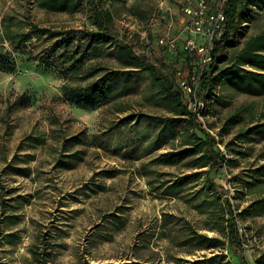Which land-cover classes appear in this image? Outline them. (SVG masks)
Here are the masks:
<instances>
[{
    "label": "rangeland",
    "instance_id": "rangeland-1",
    "mask_svg": "<svg viewBox=\"0 0 264 264\" xmlns=\"http://www.w3.org/2000/svg\"><path fill=\"white\" fill-rule=\"evenodd\" d=\"M208 1L216 9L223 0ZM183 3L116 0V32L146 60L172 67V59L192 37L185 29L189 18L181 10ZM130 7L135 11H128ZM85 22L81 12L52 13L41 10L34 0H0V44L8 51H16L8 37L26 32L31 23L53 30H80ZM262 32L264 9L248 24L241 44ZM73 37L71 51L79 50L78 55L90 46L88 40ZM163 38L174 40L177 50L161 44ZM57 41L33 39L21 45L15 52L17 69L0 70V264H166L177 258L211 256L209 251L180 245L186 226L217 236L205 228V217L187 201L202 182L182 191L169 190L185 169L151 162L162 151L149 153L159 126L147 116L170 115L159 105L148 73L133 71L125 92L117 96L122 88H116L102 107L68 103L60 92L63 50ZM195 42L205 45L203 38ZM94 49L87 64L101 62L110 70L120 69L116 50ZM192 59L199 69L200 56L195 53ZM177 67L184 76L190 72L189 64L178 62ZM246 70L264 72L259 66ZM244 87L243 81L229 77L216 83L207 99L209 113L199 119L217 135L229 116L239 114L242 122L236 129L218 137L224 143L251 122L264 121V83L257 84L253 93L243 91ZM130 114L145 116L121 121ZM253 138L252 142L232 141L228 149L221 144L231 161L214 175L215 182L228 190L238 214L264 194V181L258 177L260 184L252 189L246 186L264 158V140ZM165 181L167 187L162 185ZM260 186L261 191H256ZM241 216L236 217L240 252L255 264L264 251V213ZM31 247L46 263L32 260Z\"/></svg>",
    "mask_w": 264,
    "mask_h": 264
},
{
    "label": "trees",
    "instance_id": "trees-1",
    "mask_svg": "<svg viewBox=\"0 0 264 264\" xmlns=\"http://www.w3.org/2000/svg\"><path fill=\"white\" fill-rule=\"evenodd\" d=\"M34 2L46 12L69 15L83 12L88 21L80 30H53L31 23L26 32L11 34L8 39L10 44L16 47V51L6 50L1 42L0 70L13 72L17 69L15 52H19L21 45L33 39H57V46L63 50L59 56L63 63L59 69L64 80L60 88L62 98L71 104L96 108L107 105L112 98L111 93L116 88H122L117 96L123 94L131 84L133 71L148 73L152 85L157 88L154 95L159 99V105L170 115V117L147 116L159 126L156 136L150 142L149 153L162 151L151 162L157 166H181L185 169L186 172L177 176L168 186L169 190L182 191L187 185L202 182V186L187 201L192 204L194 210L205 217V228L217 233L216 237H209L199 233L195 228L186 226L181 235L180 245L193 246L195 250L209 251L212 255H203L202 258L193 260L177 258L175 263L167 261L166 264H249L240 252L242 239L236 217H242L241 215L246 212L252 215L264 213V194L252 201L244 212L238 214L227 197L228 190H224L223 186L215 182L214 175L231 161L226 149L232 141L252 142L254 136L256 139L264 140V121L251 122L250 126L238 130L231 142H222L219 138L236 129L242 118L239 114L229 116L217 135L211 134L189 108V99L178 82L177 73L180 70L177 65L178 62L189 64L190 72L197 73V95L205 105L201 112L202 117L209 113L207 99H211L215 84L224 78L241 80L245 83L243 91L257 92L254 88L257 84L264 83V72L252 73L246 70V67L259 66L264 71V32L244 40L242 44L240 40L244 38L248 24L255 18L256 12L264 9V0L223 1L222 11L226 17L224 28L213 40L211 63L203 69L196 68L198 64L192 59L195 53L184 48L172 59V67L166 66L165 63L161 67L137 54L116 32V0H34ZM128 11L135 10L130 7ZM139 18H143L142 14H139ZM73 35L81 40H88L90 44L82 48L79 55V50L71 51ZM102 46L116 50L119 70H110L101 62L86 63L92 47L98 51ZM43 65L46 68L50 67L48 63ZM72 81L75 82L70 83ZM138 116L145 115L130 114L121 121L130 122ZM221 144L226 149H223ZM167 146L170 147L166 148ZM262 161L263 163L255 168L252 179L247 182V188L252 189L260 184L261 180L264 181V158ZM256 177L261 180H257ZM168 184V181L162 183L163 187H167ZM262 188L260 186L256 191L260 192ZM30 254L35 262L40 263V259H43L39 258L40 253L33 247L30 248ZM234 258L237 259V263L232 260ZM42 261L46 263V258ZM254 262L264 264V251Z\"/></svg>",
    "mask_w": 264,
    "mask_h": 264
},
{
    "label": "built area",
    "instance_id": "built-area-1",
    "mask_svg": "<svg viewBox=\"0 0 264 264\" xmlns=\"http://www.w3.org/2000/svg\"><path fill=\"white\" fill-rule=\"evenodd\" d=\"M222 3L216 9H212L209 7L208 0H184L181 8L182 12L189 18L185 29L192 35L185 41L183 48L200 56L201 69L206 68L211 63L213 40L224 28L226 17L222 11ZM161 16L166 18L165 15ZM168 23L171 26L172 20H169ZM195 38H203L205 45L198 46ZM160 43L168 46L172 51L177 50L174 40L168 41L163 38ZM177 76L181 89H183L189 99L190 110L201 120L203 118L201 112L205 105L197 95L198 78L196 71H191L185 76L179 71Z\"/></svg>",
    "mask_w": 264,
    "mask_h": 264
},
{
    "label": "crops",
    "instance_id": "crops-1",
    "mask_svg": "<svg viewBox=\"0 0 264 264\" xmlns=\"http://www.w3.org/2000/svg\"><path fill=\"white\" fill-rule=\"evenodd\" d=\"M78 13H79V12H78ZM81 13H83V12H81ZM83 14H84V13H83ZM84 16H85V19H86V22H85V25H86V23H87V21H88V20H87V18H86V15H85V14H84Z\"/></svg>",
    "mask_w": 264,
    "mask_h": 264
}]
</instances>
